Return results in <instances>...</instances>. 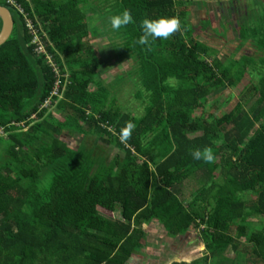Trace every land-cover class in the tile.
<instances>
[{"label": "trees", "instance_id": "obj_1", "mask_svg": "<svg viewBox=\"0 0 264 264\" xmlns=\"http://www.w3.org/2000/svg\"><path fill=\"white\" fill-rule=\"evenodd\" d=\"M16 1L42 26L41 41L60 75L34 54L22 16L0 0L14 23L0 46V264H127L145 250L144 225L152 221L176 242L169 248L176 256L192 249L181 245L190 228L203 227L198 240L209 254L186 264H263L264 236L247 235L242 223L264 216V10L252 27H237L240 46L250 43L253 56L233 55L228 67L215 57L208 62L217 50L194 40L176 13L178 0ZM125 9L134 22L113 30L108 18ZM90 15L99 22L95 34L108 35L117 56L132 61L113 79L138 81L139 117L110 100L109 83L98 77L102 60L83 43ZM158 16H176L183 31L136 45L140 22ZM253 60L261 62L260 74L250 69ZM245 75L257 78L243 85L241 99L255 91L247 109L239 100L220 117L206 115L208 96L235 88ZM56 82L58 96L51 97ZM47 99L57 116L43 109ZM126 122L135 127L121 142ZM106 147L116 156H106ZM204 147L217 164L192 159ZM216 171L220 183L212 181ZM193 175L208 185L186 205L176 188ZM243 195L251 197L249 208Z\"/></svg>", "mask_w": 264, "mask_h": 264}, {"label": "rangeland", "instance_id": "obj_2", "mask_svg": "<svg viewBox=\"0 0 264 264\" xmlns=\"http://www.w3.org/2000/svg\"><path fill=\"white\" fill-rule=\"evenodd\" d=\"M236 4V8L239 11H245V16L242 14V16L245 17V19L242 21V29L245 30L246 28L252 27L255 21L254 19L257 17H261L264 7L261 8L262 5H264V0H259L262 5L257 3V0H248L246 5V0H234ZM222 2H226L225 4L228 5L229 1L223 0ZM98 5L102 4V1L92 2L91 5ZM245 3V4H244ZM246 5V7H245ZM247 13L249 16H247ZM251 14V15H250ZM264 14V13H263ZM242 16H238V18H241ZM95 21V23H93ZM87 26L90 30V35L84 39L83 43H86L90 45L95 55L102 60V66L96 71L98 74L99 79L103 83H109L108 87L111 88L112 93L109 96L110 100H113L116 98L117 105L120 107V109L123 112L131 113L137 117L140 116L142 112V106H140V101H138V97L136 94H138L139 86H137V82L135 80H132L133 83L129 80V78L126 79L123 75L115 76L113 79V76L115 73H118L120 71H124V69H127V65L130 63L129 60L121 59V57L117 56L115 53V50L113 49V44L110 42L108 35H96L95 32L100 30L98 19L95 15H90L86 18ZM213 26V27H212ZM210 26L209 23H203L202 27L206 30H210L211 27L214 29L213 34L215 36H221L220 31L225 29V25L220 24L219 28L217 25ZM42 28V26L40 25ZM216 27V29L214 28ZM237 27V26H236ZM99 32V31H98ZM237 28L234 31V35L226 41L227 45H225L224 42L219 41L222 45H214L213 47L217 50V53H213L210 55L211 57L207 58L208 62L210 63L213 58H218L220 62L223 63V65H226L228 67H231V61L232 56L235 55L236 58H239L241 55H247V56H253V47L250 43H247L246 46L243 48V46H240V41L238 42L237 36ZM223 37V36H222ZM234 45V46H232ZM240 46V48H239ZM237 47V48H236ZM254 56H260V54H256ZM235 59V58H234ZM132 64V63H130ZM129 64V65H130ZM261 62L259 60L254 61L251 63V70L258 69V74L261 73V70L259 68ZM232 69V68H231ZM233 71V69H232ZM250 78L248 82L256 83L257 78L256 76L247 77L245 75L244 80L240 84H238L235 88H228L224 87L223 89L211 94L206 99L205 103L202 105L203 109L209 107V110L211 109V114L214 115H220L222 112H227L233 108V106L238 102L241 101L242 106L247 109V106L251 104L255 100V91L251 88H249V91L243 92V98L241 99L243 85L246 82V79ZM247 82V84H249ZM172 83V81H170ZM240 95V96H239ZM48 110V113H50L53 116H57V112L54 110V108L46 107L43 108ZM47 113V112H46ZM60 116V115H59ZM60 120V119H59ZM81 139V140H79ZM77 143L80 141L82 142V138H78V140H75ZM74 142V140H73ZM91 144V138H89V146ZM107 148V147H106ZM107 149H110V151H107ZM104 154L106 156H112L115 157L117 153L114 149H111V147L107 148ZM96 151V150H95ZM111 157V158H112ZM193 190L188 189L186 190V193H184L185 196H190ZM118 217L120 215V211L117 210L115 213ZM154 227H156V224H153ZM153 230V229H152ZM201 230L200 227L197 229L195 227L190 228V234L188 233L186 239H182L181 245H188L191 250L183 251V253H180V255H174L171 252L169 253V248L172 244L176 243L175 241H170L165 237L159 236L158 239H148V242L146 243V248L141 253H139L136 257H134L133 261H129L127 264H171L174 262H183V263H189L190 261L198 258H202V256L209 254V252L205 249V243L200 242L198 238L200 239L199 231ZM155 234V231L151 232ZM149 235V234H148ZM147 235V237H148ZM157 236V234H156ZM165 236V235H164ZM202 239V238H201ZM177 241H181V239H178ZM201 243V245L199 244ZM200 245L201 247L197 246ZM165 246H168L167 250L165 251ZM154 251V252H153ZM149 252V253H148ZM209 256V255H208ZM233 256V253L227 252L225 254L226 258L231 259ZM200 260V259H199ZM209 260H211L209 258ZM216 261V260H214ZM217 263H214L212 260L207 261L206 264H224L225 262H222V260H217ZM236 264H242V261L236 262ZM244 264V263H243Z\"/></svg>", "mask_w": 264, "mask_h": 264}, {"label": "crops", "instance_id": "obj_3", "mask_svg": "<svg viewBox=\"0 0 264 264\" xmlns=\"http://www.w3.org/2000/svg\"><path fill=\"white\" fill-rule=\"evenodd\" d=\"M223 0H178L179 4L176 6V13L178 16L182 15V20L184 19V22L188 28L191 29L192 31V37L194 40L198 41L199 43L206 45L210 48H213L216 50L213 46L214 45H222L219 41H222L225 43L224 46L227 45L226 41L229 40L232 35H234V31L242 23L244 20L245 16V11H239L236 8V4L234 0H225L229 1V4L226 5ZM248 0H246V5ZM244 3V4H245ZM245 5V7H246ZM244 14V16H242ZM238 16H242L241 18H238ZM247 16L248 13H247ZM180 19V20H181ZM182 22V21H181ZM210 26L212 25H217L219 28L220 24L225 25V29L220 31L221 36H215L213 34L214 29L206 30L202 27L203 23H209ZM183 23H180V30L183 31ZM36 28H41L40 24H36ZM237 26V27H236ZM216 29V27H214ZM223 36V37H222ZM214 44V45H213ZM246 45V44H245ZM234 46V45H232ZM246 46H243V48ZM237 48V47H236ZM128 60V59H124ZM130 63H132L131 60H129ZM205 114L207 115L208 113H211V109L209 110V107L206 109H203ZM230 111V110H229ZM227 111V112H229ZM226 112V113H227ZM225 112H222L220 115H215L213 113V116L220 117L223 114H226ZM219 158H216L214 160V163L217 164ZM218 170V169H217ZM198 176V174H197ZM197 176H191V178H186L182 180V183L178 184L177 186V194L179 198L184 202V204H188L189 201L192 199V195L196 190H199L202 187H207V183L204 181H200ZM212 181L213 182H219L220 183V176L219 172L216 171V175L212 176ZM213 185V184H212ZM191 189L193 190L190 196H185L184 193H186V190ZM243 199L246 200L245 205L249 208L251 206L249 204L251 197L250 195H243ZM195 207H198L195 205ZM153 224H156V227L153 226ZM246 227V234L250 235L251 231L255 233H259L264 236V216L260 215H249L247 219H245V222L242 223ZM144 229L148 235L147 239H158L160 238L159 236L166 237L164 230L162 229L161 226H159L156 222H151L149 225H144ZM203 227L200 226V229ZM155 231V234L151 233L153 230ZM190 232V230H189ZM157 234V236H156ZM165 235V236H164ZM168 239V238H167ZM240 243L243 245V247H246L247 249L250 250L252 248L251 244H247L245 242L244 237H240L239 239ZM174 246L170 247L173 248ZM168 246H165V251L167 250ZM238 248L242 249L241 246L238 244ZM154 252V251H153ZM249 261V260H248ZM242 261L244 264H250V261ZM260 264V263H258ZM264 264V262H263Z\"/></svg>", "mask_w": 264, "mask_h": 264}, {"label": "clouds", "instance_id": "obj_4", "mask_svg": "<svg viewBox=\"0 0 264 264\" xmlns=\"http://www.w3.org/2000/svg\"><path fill=\"white\" fill-rule=\"evenodd\" d=\"M108 22L113 30H118L122 27L133 23L131 13L125 9L117 15L108 18ZM95 23V21H93ZM180 29V21L176 16H158L155 18L145 17L140 22V36L134 42L136 45L149 46L152 41L157 39H168L174 32ZM135 125L131 122H126L121 129L119 139L121 142H126L130 137ZM193 160L203 161L205 163H212L214 155L212 149L204 147L202 149H194L190 153Z\"/></svg>", "mask_w": 264, "mask_h": 264}, {"label": "built area", "instance_id": "obj_5", "mask_svg": "<svg viewBox=\"0 0 264 264\" xmlns=\"http://www.w3.org/2000/svg\"><path fill=\"white\" fill-rule=\"evenodd\" d=\"M5 4L11 8L14 12L22 16L28 29L31 40L30 43L33 46V51L36 56H44L47 64L52 68V71L59 76L60 73L57 71L56 65L52 63L51 56L46 53L45 47L41 41V34L43 33L41 28H36L31 20L27 17V14L24 12L20 4L16 0H4ZM58 96V82L55 83L54 88L51 92V97ZM50 104V99L44 101L42 107L46 108ZM33 118V117H32ZM0 134L2 135V130L0 129Z\"/></svg>", "mask_w": 264, "mask_h": 264}, {"label": "water", "instance_id": "obj_6", "mask_svg": "<svg viewBox=\"0 0 264 264\" xmlns=\"http://www.w3.org/2000/svg\"><path fill=\"white\" fill-rule=\"evenodd\" d=\"M0 46L9 38L13 29V19L7 8L0 6Z\"/></svg>", "mask_w": 264, "mask_h": 264}]
</instances>
